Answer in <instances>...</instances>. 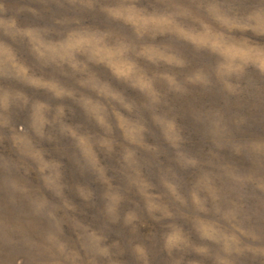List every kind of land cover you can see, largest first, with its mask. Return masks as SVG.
Here are the masks:
<instances>
[{
    "label": "rangeland",
    "instance_id": "obj_1",
    "mask_svg": "<svg viewBox=\"0 0 264 264\" xmlns=\"http://www.w3.org/2000/svg\"><path fill=\"white\" fill-rule=\"evenodd\" d=\"M0 264H264V0H0Z\"/></svg>",
    "mask_w": 264,
    "mask_h": 264
}]
</instances>
